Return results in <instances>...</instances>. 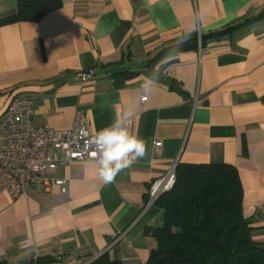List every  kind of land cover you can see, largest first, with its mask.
Returning a JSON list of instances; mask_svg holds the SVG:
<instances>
[{
	"label": "crops",
	"instance_id": "obj_1",
	"mask_svg": "<svg viewBox=\"0 0 264 264\" xmlns=\"http://www.w3.org/2000/svg\"><path fill=\"white\" fill-rule=\"evenodd\" d=\"M39 21L0 24V115L14 96L34 101L35 127L66 129L82 113L98 132L130 113L147 154L110 184L94 161L58 164L12 199L0 186V264H87L106 255L145 264L162 209L151 181L172 163L233 165L242 213L264 241V0H60ZM0 0V18L17 10ZM201 49L148 60L170 42L208 35ZM92 70L85 82L76 74ZM134 72L116 84L111 72Z\"/></svg>",
	"mask_w": 264,
	"mask_h": 264
},
{
	"label": "trees",
	"instance_id": "obj_2",
	"mask_svg": "<svg viewBox=\"0 0 264 264\" xmlns=\"http://www.w3.org/2000/svg\"><path fill=\"white\" fill-rule=\"evenodd\" d=\"M14 14L0 18V24L39 21L61 5L60 0H17ZM264 19V10L243 18L225 31ZM208 35L193 33L163 46L149 60L148 67L179 52L203 48ZM134 72H111L116 84ZM173 187L161 194L155 204L162 209V222L151 228L155 242L145 264H264V241L253 236L252 220L242 213V187L238 172L226 163L177 164ZM34 264L40 262L38 257ZM87 264H120L106 255Z\"/></svg>",
	"mask_w": 264,
	"mask_h": 264
},
{
	"label": "built area",
	"instance_id": "obj_3",
	"mask_svg": "<svg viewBox=\"0 0 264 264\" xmlns=\"http://www.w3.org/2000/svg\"><path fill=\"white\" fill-rule=\"evenodd\" d=\"M76 77L85 82L93 77V71L79 72ZM33 115L34 101L18 96L12 97L0 115V186L12 199L27 195L38 185L62 186L64 179L47 181L45 178V171L58 164L95 162L92 138L97 132L88 129L82 113H75L72 125L66 129L35 127ZM175 169L176 162L165 175L150 182L146 207L173 187Z\"/></svg>",
	"mask_w": 264,
	"mask_h": 264
},
{
	"label": "clouds",
	"instance_id": "obj_4",
	"mask_svg": "<svg viewBox=\"0 0 264 264\" xmlns=\"http://www.w3.org/2000/svg\"><path fill=\"white\" fill-rule=\"evenodd\" d=\"M129 117L130 113L119 114L92 138L97 175L106 184L147 154V142L129 130Z\"/></svg>",
	"mask_w": 264,
	"mask_h": 264
}]
</instances>
